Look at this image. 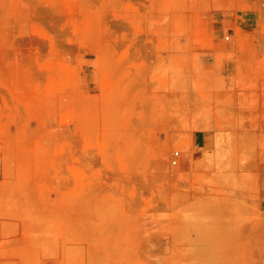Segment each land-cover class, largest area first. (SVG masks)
I'll use <instances>...</instances> for the list:
<instances>
[{
    "label": "rangeland",
    "instance_id": "obj_1",
    "mask_svg": "<svg viewBox=\"0 0 264 264\" xmlns=\"http://www.w3.org/2000/svg\"><path fill=\"white\" fill-rule=\"evenodd\" d=\"M0 264H264V0H0Z\"/></svg>",
    "mask_w": 264,
    "mask_h": 264
},
{
    "label": "built area",
    "instance_id": "obj_2",
    "mask_svg": "<svg viewBox=\"0 0 264 264\" xmlns=\"http://www.w3.org/2000/svg\"><path fill=\"white\" fill-rule=\"evenodd\" d=\"M179 159H180L179 152L178 151L173 152L170 160L171 165L176 166L178 164Z\"/></svg>",
    "mask_w": 264,
    "mask_h": 264
},
{
    "label": "crops",
    "instance_id": "obj_3",
    "mask_svg": "<svg viewBox=\"0 0 264 264\" xmlns=\"http://www.w3.org/2000/svg\"><path fill=\"white\" fill-rule=\"evenodd\" d=\"M193 142L199 146L205 142V137L203 135L195 134L193 137Z\"/></svg>",
    "mask_w": 264,
    "mask_h": 264
}]
</instances>
